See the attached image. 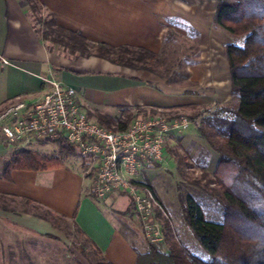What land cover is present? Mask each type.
<instances>
[{"label":"crops","instance_id":"crops-1","mask_svg":"<svg viewBox=\"0 0 264 264\" xmlns=\"http://www.w3.org/2000/svg\"><path fill=\"white\" fill-rule=\"evenodd\" d=\"M38 1L56 15L59 24L82 32L92 42L113 46L159 52L169 29L185 35L184 26L188 25L199 34V60L188 64L187 83L171 84L147 69L95 55L75 56L43 39L27 0H0V111L18 95L27 102L40 100L50 89L49 80L74 87L78 99L91 107L94 119L96 112L119 116L123 109H162L168 114L178 111L187 115L185 110L192 106L231 101V73L225 46L232 36L214 24L217 0ZM195 130V124L190 122L182 131L171 133L168 141H188L184 145L192 157L206 150L209 162L204 164L210 166L212 159H216L215 170L220 154ZM46 146L47 143L38 142L31 147L44 151ZM18 148L0 131L2 226L58 235L59 227L42 212L50 210L72 220L113 264L136 263L138 251L115 217L117 211L123 213L128 209L129 198H97L93 190L95 175L90 176L82 165L65 164L44 170L14 168L11 177L5 178V163ZM87 162H91L89 158ZM177 165L180 167L179 162ZM144 168L148 179L161 170L149 164ZM133 217L138 223L135 212Z\"/></svg>","mask_w":264,"mask_h":264},{"label":"trees","instance_id":"trees-1","mask_svg":"<svg viewBox=\"0 0 264 264\" xmlns=\"http://www.w3.org/2000/svg\"><path fill=\"white\" fill-rule=\"evenodd\" d=\"M27 1L35 27L43 39L75 56L95 55L136 69H148L171 84L187 83L188 64L199 60V34L188 25L184 26L185 35L169 29L159 52L143 47L113 46L90 41L82 32L59 24L56 15L38 0ZM217 1L214 24L232 36V41L225 46L232 99L192 106L194 111L186 116L195 124L197 135L205 138L220 154L213 182L225 193L224 218L222 221L208 220L199 203L189 196L185 208L186 223L209 254L208 259L191 253L188 247L174 239L170 225L164 220L165 238L162 241H152L145 236L142 239L137 228L126 222L128 229L138 237L136 241L131 239L138 251L135 264H264V0ZM179 37L186 38L184 48L180 51L177 47L173 53L170 46ZM155 112L141 109L139 113ZM168 115L173 117L180 113L173 111ZM94 116L100 124L123 130L137 114L123 109L119 116L101 112ZM53 141L59 148L52 155L32 147L16 149L5 163L3 176L10 178L14 168L44 170L60 167L65 165V158L80 154L77 147L64 138ZM151 163L149 167L157 165V162ZM88 174L91 176V172ZM142 176L153 190L144 172ZM42 212L57 227V220L65 219L50 210L43 209ZM134 212L131 201L123 214L133 217ZM92 245L99 256H95L90 264H113L95 244Z\"/></svg>","mask_w":264,"mask_h":264},{"label":"built area","instance_id":"built-area-1","mask_svg":"<svg viewBox=\"0 0 264 264\" xmlns=\"http://www.w3.org/2000/svg\"><path fill=\"white\" fill-rule=\"evenodd\" d=\"M50 89L35 102L18 95L0 111V131L20 147L34 143L66 139L89 158L95 169L93 190L105 200L127 195L134 203L144 236L152 241L165 238L163 223L156 207L163 208L149 185L140 180L141 169L164 160L171 133L182 131L190 123L186 115L170 117L162 109L137 114L123 129L100 124L91 107L78 99L77 90L57 80H49Z\"/></svg>","mask_w":264,"mask_h":264},{"label":"rangeland","instance_id":"rangeland-1","mask_svg":"<svg viewBox=\"0 0 264 264\" xmlns=\"http://www.w3.org/2000/svg\"><path fill=\"white\" fill-rule=\"evenodd\" d=\"M185 39V37H179L178 41L170 46V51L174 53L177 47L181 51L184 48ZM193 111V109L185 110V113ZM43 143H47L48 146L41 152L48 155L56 153L59 148L58 143L55 142ZM186 143L188 141H167L164 160L154 165L156 169L161 170L149 181L156 199L163 207L161 209L156 207L160 221L163 223L164 220L170 225L174 239L188 247L191 253L208 259L209 254L186 223L185 208L191 195L202 207L208 220L222 221L225 193L219 184L213 182L216 159H212L210 166L205 165V162L206 164L209 162V153L205 150L203 154L197 153L192 157L186 150L184 145ZM63 161L67 165H82L83 170L86 166L91 176L95 175V169L90 165L91 162L88 163L87 158L81 153L65 158ZM144 169H141V173ZM140 180L146 183L143 176ZM124 198L127 200L129 196L125 195ZM113 212L116 213V211ZM117 213L115 217L130 240L138 239V237L128 229V224L135 228L138 226L137 232L141 233L142 239L144 238L140 220L136 223L131 215H125L120 211ZM57 223L60 229L58 235H39L28 230L22 231L12 225L2 226L0 224V264H90L96 258L95 256H99L91 241L74 225L72 220L59 219ZM139 248L142 249V245L139 244Z\"/></svg>","mask_w":264,"mask_h":264}]
</instances>
